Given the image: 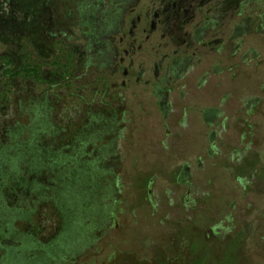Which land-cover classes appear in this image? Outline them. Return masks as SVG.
<instances>
[{
	"label": "flooded vegetation",
	"instance_id": "flooded-vegetation-1",
	"mask_svg": "<svg viewBox=\"0 0 264 264\" xmlns=\"http://www.w3.org/2000/svg\"><path fill=\"white\" fill-rule=\"evenodd\" d=\"M48 1L49 7L45 2L25 7L21 0H0V16L8 18L4 23V19L0 20V25L8 24L10 34L8 51L0 54V75L11 77L8 81H12L17 73L15 27L22 26L27 35L37 34L51 48L54 46L53 54H62L66 47L64 53L71 55V61L63 80L68 88L64 101H74V113L62 106L59 120L75 122L80 134L72 142L49 139L64 148H82L88 141L105 136L108 141L99 147L92 145L94 160L78 164L71 181L58 177L57 183L49 182L46 173L60 162L56 152L46 149L47 89H43V96H36L32 137L16 141L19 153L14 154L9 145L0 146V264H63L66 256L92 238L84 224L83 193L93 186L98 167L106 171L111 168L118 149L120 122L128 123L125 151L129 155L136 142L137 125L149 124L153 132L142 136V140H155L165 151L167 158L160 171L168 172V184L173 185L170 192H174L175 185L186 187L182 197L183 211L187 213L183 217V232L188 240L183 249L185 255H191L193 250L198 251L197 256L203 252L206 257L210 253L207 249L213 250L207 242L208 234L220 236L224 242L219 245L224 250L232 247L241 232L212 228L208 233L204 222L198 218L199 223L195 224L190 213H199L203 208L207 156L214 160V155L222 150L230 151L236 137L243 143L246 134L252 133L238 129L252 128L255 117L264 113V69L260 68L264 64V0ZM16 7L19 11L14 13ZM25 15L30 19L28 16L25 20ZM30 40L22 54L23 72L31 71V53L45 54L39 48H31ZM239 75L250 82L237 87L235 97L229 100L225 83ZM33 97L28 93L24 101ZM80 119L89 127L80 128ZM195 123L199 141L193 148L181 150L185 129ZM20 129L21 126L13 127L11 136L18 135ZM246 148L235 153H249ZM243 159L237 160L241 173L252 166L248 158L242 162ZM6 164L8 172H3ZM21 164L25 168H20ZM143 177H138L139 188L144 186ZM243 177L235 176L238 181H244ZM152 181L147 180L149 192ZM49 186L50 200L58 206L61 220L53 239L38 243L35 236L40 231L39 224L31 227L24 221L23 229L18 230L13 222L36 214L41 217ZM21 198L30 201L22 205ZM155 204L151 201V205ZM104 214L99 208L97 216L102 218ZM15 239L17 244L6 243ZM196 240L199 244L194 246ZM194 257L188 261H198Z\"/></svg>",
	"mask_w": 264,
	"mask_h": 264
},
{
	"label": "rangeland",
	"instance_id": "rangeland-1",
	"mask_svg": "<svg viewBox=\"0 0 264 264\" xmlns=\"http://www.w3.org/2000/svg\"><path fill=\"white\" fill-rule=\"evenodd\" d=\"M43 2L49 7L48 0H38L36 3L39 5ZM21 4L25 7L34 5L31 0H21ZM22 5L20 8H23ZM6 9L5 6L4 10ZM13 11L17 13L19 10L16 7ZM7 13L10 12L7 11ZM28 16L25 15L23 18L26 20ZM3 19L2 23L8 21L6 16ZM3 19L0 16V20ZM14 29L13 47L17 73L12 81H8L11 77L0 75V146L9 145L14 154L19 153L16 141L23 142L32 137L33 127L36 125L33 121L34 102L38 100L36 98L38 94L43 96V89L46 88L47 124L44 128L47 132L46 149L56 152L60 162V165L46 173V178L51 183H57L58 177L71 181L78 164L94 160L92 145L102 146L108 138L105 136L101 139H92L82 148L72 145L64 148L50 141L51 138H61L72 142V138L80 134L75 122L70 121L67 124L66 121L63 123L59 120L62 106L70 114L74 113V101L71 98H68V102L64 101L68 88L63 80L69 73L71 55L65 54L67 48L62 49L61 45L62 54H53L54 46L51 48V44L37 34L27 35L22 26ZM7 31L8 24H1L0 54H6L8 51L10 34ZM23 36L31 39V48H39L45 53H31L29 63L34 70L29 72H23L21 69L24 61L22 54L29 44V38ZM260 68L264 69V64ZM249 82L250 80L244 79L241 75L227 81L224 90L228 99L235 97L237 87ZM28 93L34 97L30 101H24ZM78 120L77 118L75 121ZM78 123L80 128L89 127L84 119H80ZM117 125L120 138L111 168L107 167L108 164L104 159H101L107 171L103 167H98L95 171L97 176L93 186L88 191L84 190L83 193V201L86 205L83 215L84 224L92 238L76 248L73 254L66 256L63 264H264V113L255 117L250 124L252 128L238 129V131L252 133H245L243 143H239L236 137L230 144L232 147L230 151L222 150L221 153L214 155V160H210L207 156L201 196L203 208L199 213L192 211L191 217L194 216L195 224L199 223L198 218H200L208 233L211 232L209 229L213 228L223 231L231 229L232 233L241 232V234L236 237L233 246L227 250L219 245L224 242L220 236L208 234L207 242L213 250L210 251L206 247L210 252L206 254V257L203 252L201 256H197L198 251L193 250L189 256L184 253V245L188 240L185 239L183 232L186 226L183 217L187 216V213L183 211L182 197L186 194V187L175 185L174 192H170L173 185L168 184V172L160 171L167 158L165 151L157 146L155 140L153 143L142 140V136L152 134L151 126L142 122L137 125L134 130L136 142L132 148V154L129 155L125 151L127 145L125 137L129 135L128 123L120 122ZM15 126H21L20 133L11 136ZM197 130L196 123L185 129L179 144L181 150L193 148L196 145L199 141ZM82 136L85 137L84 134ZM246 147L249 153H235ZM17 155L19 154L15 156ZM241 158H248L249 164H252L245 173L237 169ZM20 168L23 169L25 166L21 164ZM8 169L9 166L6 164L3 172H8ZM236 174L244 176V181L241 179L238 181L235 178ZM139 176H144L145 180L141 188L137 185L140 181ZM149 178L153 180L150 192L147 186ZM45 184L48 185V182L46 181ZM48 188L46 199L42 202L41 217L36 214L28 220L16 219L13 222V226L18 230L23 229L24 221L31 227L39 224L40 231L35 236L38 243L53 239L55 229L61 220L57 212L58 206H55L53 199L50 200L51 187ZM112 189L114 190L111 191ZM29 201V198L20 199L22 205L28 204ZM151 201L156 204L151 205ZM99 208L105 212L102 218L97 216ZM165 230L169 233L168 237H165ZM6 243L17 244V240H6ZM192 244L196 246L199 243L196 240ZM193 257L198 261H188V258Z\"/></svg>",
	"mask_w": 264,
	"mask_h": 264
},
{
	"label": "trees",
	"instance_id": "trees-1",
	"mask_svg": "<svg viewBox=\"0 0 264 264\" xmlns=\"http://www.w3.org/2000/svg\"><path fill=\"white\" fill-rule=\"evenodd\" d=\"M31 70H34L33 68Z\"/></svg>",
	"mask_w": 264,
	"mask_h": 264
}]
</instances>
